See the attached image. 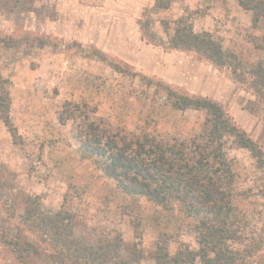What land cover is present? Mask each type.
<instances>
[{"label":"rangeland","instance_id":"rangeland-1","mask_svg":"<svg viewBox=\"0 0 264 264\" xmlns=\"http://www.w3.org/2000/svg\"><path fill=\"white\" fill-rule=\"evenodd\" d=\"M161 6L157 0H0V75L7 79L13 126L9 131L0 118V264H23L8 241L21 227L26 196H36L48 213L67 211L84 244L115 239L130 264H155L159 248L174 256L198 247L194 221L177 204L126 195L92 159L81 157L80 135L90 121L121 135L189 140L201 131L205 112L175 110L166 94L180 91L219 103L264 152V103L247 73L242 81V72L259 63L264 68V21L253 27L252 13L237 0ZM179 19L195 33L209 32L235 56L236 71L171 48ZM224 142L240 230L248 239H264V168L249 149L232 138ZM26 234L49 247L39 233ZM261 246L244 264H264Z\"/></svg>","mask_w":264,"mask_h":264},{"label":"trees","instance_id":"trees-1","mask_svg":"<svg viewBox=\"0 0 264 264\" xmlns=\"http://www.w3.org/2000/svg\"><path fill=\"white\" fill-rule=\"evenodd\" d=\"M172 1L177 0H157V6L165 8ZM237 1L252 13L253 27L264 21V0ZM169 44L173 49L194 51L217 67H230L235 58L209 32L195 33L183 19L177 21ZM236 67L235 64L231 68L236 71ZM246 73L256 98L264 103L263 66L259 63L249 72H242V81L247 78ZM6 84L7 79L0 75V118L13 132ZM166 98L175 110L205 112L198 135L168 143L148 133L121 135L90 121L81 131L78 152L81 157L92 159L124 194L142 196L164 207L175 203L194 221L198 247L179 249L174 256L159 248L155 264H244L262 250L264 239H248L240 230V218L232 203L234 174L226 158L224 139L232 138L239 147L249 149L259 168H264V152L226 116L216 101L174 90H168ZM65 120L60 117L62 123ZM23 203V212L18 216L21 229L17 228V235L8 241L23 264H29L28 259L32 257L40 261L49 258L56 264H130L119 255L115 248L119 243L115 239H105L100 245L80 242L74 235V222L64 209L48 213L36 196H26ZM26 232L39 233L49 247H38L27 238ZM239 241L248 243L242 249L232 247V242Z\"/></svg>","mask_w":264,"mask_h":264}]
</instances>
